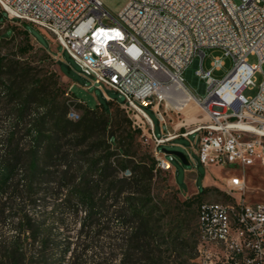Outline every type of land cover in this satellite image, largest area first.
Masks as SVG:
<instances>
[{"label": "built area", "instance_id": "2783aa9c", "mask_svg": "<svg viewBox=\"0 0 264 264\" xmlns=\"http://www.w3.org/2000/svg\"><path fill=\"white\" fill-rule=\"evenodd\" d=\"M0 8L10 19L51 34L89 80L86 90L100 89L107 100V90L117 93L144 143L152 146L157 167L172 172L176 155L162 147L191 135L190 148L183 146L188 162L196 154L206 167L264 166V79L255 96L243 93L257 72L264 74V0H126L117 16L104 0H0ZM206 49L222 52L209 67ZM227 57L231 68L215 76ZM186 71L197 82L204 80V96L195 93ZM73 88L74 83L68 96ZM191 102L207 121L186 127L182 119L168 129L166 115L179 114ZM146 109L165 127L162 132ZM223 184L234 190L235 202L200 204L196 261L236 264V257L245 255L247 264H264V202L243 198V174L225 176ZM216 236H225V245H217Z\"/></svg>", "mask_w": 264, "mask_h": 264}, {"label": "trees", "instance_id": "16d2710c", "mask_svg": "<svg viewBox=\"0 0 264 264\" xmlns=\"http://www.w3.org/2000/svg\"><path fill=\"white\" fill-rule=\"evenodd\" d=\"M16 28L0 36V264H199L191 221L213 188L164 193L165 170L113 101L69 117L78 97L32 53L29 30L17 53L4 50Z\"/></svg>", "mask_w": 264, "mask_h": 264}, {"label": "rangeland", "instance_id": "374dc122", "mask_svg": "<svg viewBox=\"0 0 264 264\" xmlns=\"http://www.w3.org/2000/svg\"><path fill=\"white\" fill-rule=\"evenodd\" d=\"M106 7L109 9L110 13L117 16L119 10L123 7L126 0H104ZM237 4L241 3V0H234ZM2 9L0 8V13ZM15 26L17 27L15 30L14 37L9 41L4 43V50L10 54L17 53V48L20 45H23V37L20 35L21 31L27 28L29 30L30 35V44L33 46V54L45 53L49 55L53 59V63L51 64V68L54 69L60 75V81L63 87L67 90L70 85L74 83L73 92L77 95L81 102H76L80 104V106H74V102L72 100L68 101L71 104V109L69 112V117L77 119L81 117L84 113L85 107H95L99 103H106L107 99L103 94V91L97 89L95 87L86 90L83 86L89 84V80L85 77L79 75V67L76 65L75 61L65 52L62 51L61 46H58L54 37L43 29L37 27L36 25L29 22H20L16 20H12L9 17L5 16L3 22L0 23V36L5 33L9 27ZM204 65L205 67H209L214 57L222 55V52L218 49L204 50ZM198 56L197 59H199ZM249 60L252 63L257 62L256 56H250ZM60 63V64H59ZM66 66H69L72 70L71 75H67ZM232 66L231 58H225V66L221 68V70H217L214 75L217 77H223L228 72V70ZM62 67V70L60 69ZM190 70H195V66L191 65L189 67ZM262 69L264 71V64L262 65ZM185 76L187 77L188 83L193 87L195 93L204 96L205 91L203 89L204 80L195 79L194 75L190 74L189 71L185 72ZM264 79V74L262 72H257L254 76V85L245 88L243 93L245 96L253 97L257 94L260 84ZM106 95L109 96L113 101L111 111L113 113V117H129L125 109L122 107L121 99L118 97L117 93L114 91L107 90ZM195 108V109H194ZM188 108L183 109L179 114L175 112H169L166 117H170V122L168 129H173V125L182 119L186 121V127H193L194 124L192 122H200L205 123L207 121L206 114L200 109L198 106H194L192 112L194 114V118H187ZM151 118L153 119L156 131L158 133L162 132L165 127L160 124L157 116L149 109H146ZM192 121V122H191ZM182 131H185L186 128H181ZM195 139V135H191L189 139L179 138L176 142L179 145H171L166 144L162 147V149L168 151H180L184 154H187V151L184 149L185 146L187 149L190 148L191 141ZM143 141V140H142ZM144 143V141H143ZM145 144V143H144ZM152 151V146L145 144ZM195 160H191L188 164L184 163L179 157L175 156L172 161L173 169L171 171H163V174L160 178L161 184L163 185V192L167 193L172 199L178 198L180 200H186L189 197L197 194L196 191H201L203 187H211L213 191L210 193H205L202 195V201H217V202H228L227 196L234 199V190L231 189H223V179L228 175H244L247 187L245 189V194L243 197H248L249 203H256L258 201H264V166H250L244 169H240L234 165H229L226 167L219 166H209L206 167L199 162L198 156L194 154ZM220 191V192H218ZM236 196L239 198V194ZM84 214H81L77 220V224L74 226L76 232L79 229L80 220L82 219ZM198 224L197 215L193 221H191L192 228ZM73 240L76 241L75 235L73 234Z\"/></svg>", "mask_w": 264, "mask_h": 264}, {"label": "bare ground", "instance_id": "6f19581e", "mask_svg": "<svg viewBox=\"0 0 264 264\" xmlns=\"http://www.w3.org/2000/svg\"><path fill=\"white\" fill-rule=\"evenodd\" d=\"M194 106H197V105L195 103L191 102L187 107L188 109H187L186 113H187V118H189V119H192L195 117L193 112H192V109ZM216 243H217V245H225V236H216ZM236 264H247V257H245V255H238L236 257Z\"/></svg>", "mask_w": 264, "mask_h": 264}, {"label": "water", "instance_id": "95a60500", "mask_svg": "<svg viewBox=\"0 0 264 264\" xmlns=\"http://www.w3.org/2000/svg\"><path fill=\"white\" fill-rule=\"evenodd\" d=\"M166 152L169 153V154L176 155L177 157H179L186 164L189 163L187 158H186V156H185V154L183 152H180V151H168V150H166Z\"/></svg>", "mask_w": 264, "mask_h": 264}, {"label": "crops", "instance_id": "0c3cea01", "mask_svg": "<svg viewBox=\"0 0 264 264\" xmlns=\"http://www.w3.org/2000/svg\"><path fill=\"white\" fill-rule=\"evenodd\" d=\"M197 191H198V190H197ZM197 191H196V192H197ZM243 198H244L247 202L249 201L247 196H246V197H243ZM258 202H264V201H258Z\"/></svg>", "mask_w": 264, "mask_h": 264}]
</instances>
